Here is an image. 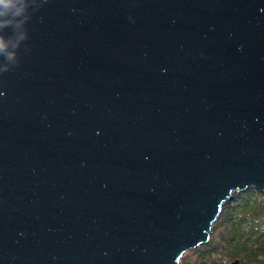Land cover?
<instances>
[{
	"label": "water",
	"instance_id": "obj_1",
	"mask_svg": "<svg viewBox=\"0 0 264 264\" xmlns=\"http://www.w3.org/2000/svg\"><path fill=\"white\" fill-rule=\"evenodd\" d=\"M40 3L0 73V264H181L264 191V0Z\"/></svg>",
	"mask_w": 264,
	"mask_h": 264
},
{
	"label": "trees",
	"instance_id": "obj_2",
	"mask_svg": "<svg viewBox=\"0 0 264 264\" xmlns=\"http://www.w3.org/2000/svg\"><path fill=\"white\" fill-rule=\"evenodd\" d=\"M190 255L181 264H264V191L233 195L223 204L210 240Z\"/></svg>",
	"mask_w": 264,
	"mask_h": 264
},
{
	"label": "clouds",
	"instance_id": "obj_3",
	"mask_svg": "<svg viewBox=\"0 0 264 264\" xmlns=\"http://www.w3.org/2000/svg\"><path fill=\"white\" fill-rule=\"evenodd\" d=\"M39 7L40 0H0V63L5 64L0 73L18 64V50L28 39L26 24ZM6 29H11V35L4 34Z\"/></svg>",
	"mask_w": 264,
	"mask_h": 264
},
{
	"label": "rangeland",
	"instance_id": "obj_4",
	"mask_svg": "<svg viewBox=\"0 0 264 264\" xmlns=\"http://www.w3.org/2000/svg\"><path fill=\"white\" fill-rule=\"evenodd\" d=\"M191 252H192V250L191 251H189L186 255H185V258H187L188 256H191L190 254H191ZM190 258V257H189Z\"/></svg>",
	"mask_w": 264,
	"mask_h": 264
}]
</instances>
